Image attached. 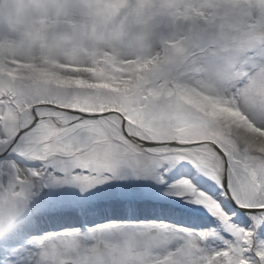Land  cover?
Listing matches in <instances>:
<instances>
[{"label":"snow or ice","instance_id":"6c2138e0","mask_svg":"<svg viewBox=\"0 0 264 264\" xmlns=\"http://www.w3.org/2000/svg\"><path fill=\"white\" fill-rule=\"evenodd\" d=\"M0 264H264V0H0Z\"/></svg>","mask_w":264,"mask_h":264}]
</instances>
